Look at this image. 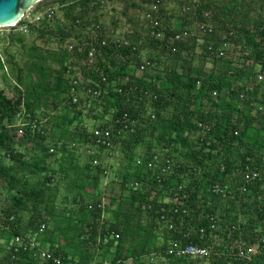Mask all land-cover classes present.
I'll use <instances>...</instances> for the list:
<instances>
[{
    "label": "trees",
    "instance_id": "1",
    "mask_svg": "<svg viewBox=\"0 0 264 264\" xmlns=\"http://www.w3.org/2000/svg\"><path fill=\"white\" fill-rule=\"evenodd\" d=\"M156 1L142 0L149 6L146 30L130 26L122 37L114 30L106 34L97 22L95 14L107 0H44L35 10L61 5L55 33L54 11L52 18L22 20L13 27L19 32L8 34V42L21 45L24 25L43 43L54 35L61 48L52 55L64 85L53 84L50 67L41 62L29 71L37 75L30 88L19 85V68L15 94L8 97L0 90V185L15 191L0 214L1 219L15 217L11 232L0 231L5 240L0 264H37L26 254L12 260L7 244L17 234L36 232L42 223V241L68 264L98 259L110 264H264V78L258 77L264 68V0H175V13L159 0V12L147 18ZM116 18L118 24L128 21ZM204 22L210 26L201 30ZM184 31L189 33L185 40H172ZM91 49L93 65L87 62ZM40 52L34 45L28 49L31 57L45 60ZM165 56L176 63L156 71ZM74 80L80 88L97 87L100 95L79 96L73 103ZM84 98L92 100L93 118L105 120L95 128L128 127L114 142L126 161L119 193L109 200L112 208L105 191L113 181L103 182L112 166L110 153L105 146L90 147L93 129L89 132L80 121ZM139 147L145 150L137 158ZM78 149L87 158L83 166L74 160L72 151ZM101 151L108 157H100ZM6 156L13 164L3 162ZM51 157L59 158L61 179L77 210L73 217L66 211L65 222H55L48 231L50 216L57 214L50 201L60 192L55 184L59 172L47 163ZM166 161L171 167L162 171ZM29 174L45 175L30 183ZM109 192L110 198L116 191ZM24 211L31 212L27 221ZM174 244L198 245L209 254L176 257L170 253Z\"/></svg>",
    "mask_w": 264,
    "mask_h": 264
},
{
    "label": "rangeland",
    "instance_id": "2",
    "mask_svg": "<svg viewBox=\"0 0 264 264\" xmlns=\"http://www.w3.org/2000/svg\"><path fill=\"white\" fill-rule=\"evenodd\" d=\"M134 2L137 4L136 8L133 6H131V3ZM163 4L166 7H169L170 12L171 13H175V7L176 5V1L175 0H163ZM107 7H103L100 9V11H98L95 16L97 17V22L98 24H101L104 28V31L106 34H110L113 32H115V35H117L118 37H122V35H124L125 31L127 29H129V27L131 26L132 28H135V30H146L147 27V22L145 21V13L147 12V10L149 9V6L144 4L142 2V0H107L106 3ZM37 7V5L30 11V21L33 20V18H36L37 16H41L43 14H45L48 10L50 9H54V11L56 13H58V16L56 17V24L51 26V29L54 31V33L58 30L57 24L58 23V19H61L62 15L60 12V7L61 5H59L58 3H53V4H48V5H43L41 8H39L38 10H35ZM129 12V13H128ZM116 17H122L125 20L127 19L128 21L124 23V21L120 20V24H118V20ZM115 20L116 23V27H114V24L112 21ZM93 20V18H92ZM173 21V19H172ZM115 29H117L115 31ZM18 33L19 30L18 29H13V27H0V62L2 63V68L0 67V90H3L6 95L8 97H11L12 95L15 94V89L14 87L15 85V81H16V73H17V69H22L23 70V80L22 83L19 84L23 89H26L27 87L30 88L32 85H34L36 83V76L37 75H33L32 73L29 75V71L32 70V68L36 67L38 64H41V62H43L47 67H50L49 71L52 72L51 73V80L54 84L58 85L60 88H63V81L61 78H57L59 75L56 73L57 71H60V66L59 64L53 59V55L52 53H58L59 49L61 48V45H59L57 43V41L55 40L54 35H52L51 40H49V42L43 43L40 40H38V37L36 36L35 33H30L28 32H23L22 35L25 39L24 45L18 44L16 42H8V34L9 33ZM72 40V39H70ZM70 40L68 39L67 41L70 42ZM73 42V41H72ZM31 45L36 46L38 49H40V56L44 55L46 57L45 60H40L39 57H31L28 54V49L30 48ZM146 45V44H145ZM199 49L197 50V53H199ZM145 52H147V50H145L142 54V60L146 59V55ZM13 59V64L9 63L10 60ZM201 58L200 57H196L194 59V64L195 66H199L201 63ZM9 61V62H8ZM173 65L176 63V59L171 57V58H167L166 56L163 57V59H161V61L159 62L158 66H157V70L159 71L162 68L166 67V66H170L169 64ZM30 68V69H28ZM153 72V71H152ZM60 73H62L63 77H64V73L60 71ZM73 77V75H70ZM66 77V76H65ZM68 77V76H67ZM83 96V95H82ZM86 97V96H85ZM83 99V97H82ZM84 98V102L83 105H81V109H82V115L80 116V121L83 123V125H85L87 127V129H94L97 125H99L100 123H104L105 120H101L100 119H94L93 118V114L92 112H90V109L93 107L92 104V100H87ZM42 112V110H41ZM99 110L95 111V113H98ZM109 118V117H108ZM107 118V119H108ZM106 119V120H107ZM16 124H18L16 122ZM92 147V149H94L95 151L98 150L97 147L95 148L94 146H90ZM18 149L25 151L24 148H22L21 146L18 147ZM144 147H139L135 150V155L137 156V158H140V155L144 152ZM155 150L159 151V148H156ZM94 151V152H95ZM73 153H75V157L74 160H76L77 163H79L80 166H83V164L85 163V160H87L86 155H84V153L82 152V150L78 149V150H74L72 151ZM103 152V154H101L100 157H104L106 156V152L105 151H101ZM112 154L108 157V155L106 157H108V163H111V170L109 172V178H107L106 180H103L104 185H108L110 184V182L113 183L111 184V187L108 186L106 191H105V195L107 198L106 202H110L109 200L114 198L115 194L119 193V181H120V174H122L123 172V162L125 163L126 158L124 156V152L122 150H120V146L115 147V149L113 151H111ZM136 158V159H137ZM3 162L6 164H13V162L6 156L3 157ZM58 157H51V159H49V161L47 162L48 165L50 166V168L52 170H56L59 172V164H58ZM136 163V162H135ZM70 168V164L67 166ZM45 174H37V175H32L29 174L27 176V179L30 181V183H34L35 181H37L38 179H42V177ZM63 177V173H57V175L55 176V184L59 185V193L56 196V198H52V200L50 201L51 206H54V210L57 214L55 216H50V217H54V219H49V217H47V215H49V213L46 212L45 210V216L49 219L48 223H47V230L48 231H52L55 227V222L60 223L61 225L65 222V215H67L69 213V217L72 216L73 217V211L77 210V205L75 203H73V195H69V193H67V191L65 190L66 188L65 183L62 181ZM112 180V181H111ZM115 180V181H114ZM116 182V184H115ZM103 186V185H102ZM113 189V194L111 195V197L109 198L111 192H109L110 189ZM15 191L10 192L7 188L6 185H0V214L1 211L3 209H5L8 205H10L9 203V195H13ZM74 194L76 192H73ZM71 193V194H73ZM66 195V196H65ZM89 197H85V200H87ZM108 205V204H107ZM113 203L110 202L109 208H112ZM112 206V207H111ZM115 207V206H114ZM66 211H68V213H66ZM22 217L24 221H27L29 219V217H31V212L28 211H24L22 213ZM65 219H64V218ZM68 217V216H66ZM59 225V224H57ZM42 238V236H41ZM4 240V239H3ZM0 243L3 244L4 242L0 240ZM46 244V246L48 247L49 242H44ZM49 248V247H48ZM147 261H151V258H147ZM154 263L158 262L156 258H154V260L152 261ZM200 264V263H199ZM204 264V263H201Z\"/></svg>",
    "mask_w": 264,
    "mask_h": 264
},
{
    "label": "built area",
    "instance_id": "3",
    "mask_svg": "<svg viewBox=\"0 0 264 264\" xmlns=\"http://www.w3.org/2000/svg\"><path fill=\"white\" fill-rule=\"evenodd\" d=\"M33 9V8H32ZM31 9V10H32ZM160 9V2L159 0L156 1V3L153 4L152 6V11L147 13V18H151L152 14L151 13H158ZM27 11L23 17L20 19V21H25L27 23L29 22H36L40 21L43 17L37 16L36 18H33L32 21H30V11ZM45 14L48 15L49 18H52V15L54 14V9L48 10ZM206 19L209 18V14L205 15ZM19 21V22H20ZM18 22V23H19ZM17 24L10 26V27H17ZM210 24H206L205 22L199 26L201 30H205L207 27H209ZM23 32H28L27 26H22L20 28ZM189 36V33L187 31H184L182 33H176L175 36L172 37L173 41H181L185 40ZM116 39V38H115ZM117 42H122L126 43L123 39L117 40ZM103 44H106V41H103ZM94 59H95V54H94V49H91L89 51L88 57H87V62L89 65L94 64ZM149 64L143 63L141 66V70H144L146 65ZM258 77L260 79L264 78V68H262L259 73ZM106 78L102 77V81H105ZM72 93H73V103H78L79 102V96L80 97H85V96H91V97H96L100 95L101 91L96 87H87V88H80L79 87V81L74 80L73 81V88H72ZM83 95V96H82ZM20 117V116H19ZM23 125L21 123V119L19 121V125ZM133 125V124H132ZM126 129L128 127L124 128H119L117 130H113L111 128H95L91 131L93 133V138L95 140V144L93 146L95 147H101L105 146L106 150L109 151L110 155L112 154L111 151H113L116 147L114 144L115 138H120L123 136V134L126 132ZM132 131V129H131ZM19 133H22V130H19ZM53 152V149L50 150ZM88 153H91V151H88ZM97 161H94V164H96ZM150 165H154L153 162ZM171 163L169 161H166V164L164 167H162V171H165V169H170ZM104 207V206H102ZM15 223V217L11 216L9 219H5L0 217V231H6V232H11L12 231V224ZM46 230V224L42 223L38 230L36 232H29L25 234H17L13 238H11L10 242L7 244V248L12 251L13 257L12 260H15L18 258V256L22 255H28L29 258H31L33 261H35L37 264H68L67 262H64V260L60 257H55L51 250L46 246V244L42 241L43 239L41 236ZM1 241L5 243V240L3 238H0ZM106 243V240L105 242ZM170 253H173L176 257H197V258H204L208 256L209 251L204 248L200 247L198 245L190 244L185 247H180L178 244H174V247L170 250ZM22 254V255H20ZM243 255V254H242ZM52 261V263H51ZM12 264H16V262H13ZM88 264H110V261L107 259H98L96 261L90 262ZM121 264V263H119Z\"/></svg>",
    "mask_w": 264,
    "mask_h": 264
},
{
    "label": "water",
    "instance_id": "4",
    "mask_svg": "<svg viewBox=\"0 0 264 264\" xmlns=\"http://www.w3.org/2000/svg\"><path fill=\"white\" fill-rule=\"evenodd\" d=\"M44 0H0V27L17 24L23 15Z\"/></svg>",
    "mask_w": 264,
    "mask_h": 264
}]
</instances>
